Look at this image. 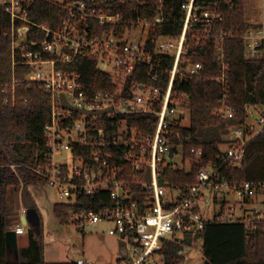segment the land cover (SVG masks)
Masks as SVG:
<instances>
[{"label": "built area", "instance_id": "built-area-1", "mask_svg": "<svg viewBox=\"0 0 264 264\" xmlns=\"http://www.w3.org/2000/svg\"><path fill=\"white\" fill-rule=\"evenodd\" d=\"M36 1L0 0V6L11 19L13 66L27 67L25 82L40 83L52 96L51 119L45 126L50 152L47 185L57 188L63 200L59 203L74 204L80 195H95L101 190L110 192L116 201L99 212L72 211L70 224L84 229L86 224L112 223L114 227L108 233L120 239L122 259L127 260L130 252L133 255L126 264H158L154 256L158 255L166 240H176L184 245L179 254L184 257L182 264H189L192 258L203 260V253L200 247L186 245L185 235L198 234L209 222H245L249 225L254 216L257 220H264V182L242 181L232 187L229 181L219 178L218 170L211 165L201 168L197 183L186 193L159 182L163 163L181 168L187 163L191 168L192 163H200L204 156L202 149L192 147L193 159L185 162L183 146L171 142L172 136L179 142L183 140L179 128L175 127L185 126L183 119L189 115L188 106L181 104L174 93V83L179 74L199 76L203 70V64L199 62L182 68L188 52V32L197 22L202 25L198 45L202 46L206 40H216V53L223 60V42L227 33L214 31L222 19L216 9L197 6L196 0L184 1L182 33L171 37L152 36V27L164 20L160 5L166 0H158L153 20H143L140 16L146 0H54L67 12L56 29L31 20L30 8ZM114 3H135L131 12L138 14L136 21L129 25L121 11L113 10ZM124 24L127 25L121 32L120 27ZM139 27L141 31L137 38H132V33ZM33 29L43 31L44 38H30ZM246 41L247 56L257 58L260 52H264V26L252 29L246 35ZM87 55L97 60L98 69L112 76V82L118 84L116 89H99L90 94L80 74L64 69L80 56ZM159 55L174 57L168 87L137 85L132 89V97L126 96V79L138 65H148L147 73L152 80L161 78L160 68L153 63ZM102 65L108 70L102 69ZM224 75L219 82H224ZM19 84L20 81L14 79L12 85L6 87L5 93L9 96L5 104L15 102ZM62 95L69 107L63 105ZM157 102L161 106L158 110ZM254 108L258 111L257 125L247 121L245 128L230 129L226 136L228 143L223 146L221 154L224 162L240 165L248 141L264 130V106L248 107V118ZM136 112L158 116L153 135H140L130 127L124 116ZM217 114L226 119L234 118V111L225 103L217 109ZM115 124L116 131L113 129ZM67 153L73 159L70 163H54L53 157ZM177 155H181V166L173 160ZM117 156L131 164L133 169L148 173L149 180H142L139 175L134 182L144 191L132 192L133 183L120 178L119 169L124 168L118 163ZM231 194L236 195L237 201L227 199ZM210 199L215 209L216 206L220 209L218 212L214 209L212 216H205L202 202ZM255 204L259 206L254 207ZM14 229L18 235L26 232L23 223ZM76 262L92 264L84 259Z\"/></svg>", "mask_w": 264, "mask_h": 264}, {"label": "trees", "instance_id": "trees-1", "mask_svg": "<svg viewBox=\"0 0 264 264\" xmlns=\"http://www.w3.org/2000/svg\"><path fill=\"white\" fill-rule=\"evenodd\" d=\"M184 1L166 0L160 5L165 17L161 23L156 22L152 27V36L181 35L185 18L182 10ZM196 5L216 9L222 16L214 31L227 33L223 42L224 58L221 60L216 53V40H206L202 46L198 45L197 37L202 25L198 22L194 24L188 32V52L182 68L184 70L188 64L199 62L203 64V70L199 76L179 74L175 80L174 93L178 95L181 104L188 106L190 125L175 127L179 128L183 140L179 142L172 136L171 142L183 146L185 162L193 159L192 147L202 149L204 156L200 163H192L190 170L163 163L159 182L186 193L197 183L201 168L208 165L217 169L219 178L229 181L232 187L242 181L264 182V130L248 141L245 158L240 165L224 162L221 156L223 146L228 143L226 136L230 129L246 127L247 108L264 106V56L249 58L246 41V35L252 29L262 26L254 25L246 19V0H196ZM134 6L135 3L112 4L114 11L124 14L129 25L138 17L135 11L131 12ZM157 7L158 0H146L145 7L140 11L141 18L153 20ZM66 16L64 6L54 0H37L30 8L31 20L55 29ZM126 25L120 27L121 32ZM44 36V32H37V29L30 33L32 39H43ZM150 46L153 50L152 43ZM153 63L160 68L161 78L158 81L152 80L147 73L148 65H138L126 79V96L132 97V89L137 85L161 89L168 87L174 57L159 55ZM64 69L80 74L90 94L99 89L114 90L118 86L112 82L110 74L98 69L97 60L88 55L80 56L74 63L64 66ZM27 72L25 66H13L11 19L0 6V264H78L76 261L47 262L42 242L43 230L40 237L30 230L29 246L19 251V257L13 255L7 247L6 234L13 223L9 205L10 189L47 185L46 171L50 166L45 126L51 119L52 96L40 83L25 82ZM223 74L225 80L221 83L219 79ZM14 79L20 81L16 100L5 104L9 96L5 89L12 85ZM224 103L232 108L234 118L226 119L217 114V109ZM160 108L157 102L156 109ZM124 118L131 128L144 136L155 133L159 120L155 113L140 112ZM178 121L181 123V120ZM116 127L115 124V131ZM117 157L118 163L124 168L119 169L120 178L133 183L132 192L144 191L141 185L134 182L139 175L144 180L148 173L133 169L122 157ZM115 203L110 192L101 190L95 195H80L74 204L58 202L54 205V213L61 225H68L72 211L99 212ZM185 244L201 248L203 264H264V220H257L254 216L249 225L245 222H209L198 234L185 235ZM183 247L179 241L166 240L158 252L162 264H182L184 257L179 251Z\"/></svg>", "mask_w": 264, "mask_h": 264}, {"label": "rangeland", "instance_id": "rangeland-1", "mask_svg": "<svg viewBox=\"0 0 264 264\" xmlns=\"http://www.w3.org/2000/svg\"><path fill=\"white\" fill-rule=\"evenodd\" d=\"M246 19L254 25L264 26V0H246ZM140 31L141 27L137 28L135 33H132V38H137ZM167 53L173 54L174 52L167 51ZM262 56H264V52H260L258 55V57ZM101 68L108 70V67L104 65H102ZM251 111L252 114L247 121L249 124L257 125L256 119L258 111H256L255 108ZM183 124L185 126L190 125L189 115L183 119ZM72 160L70 153L53 157V161L56 164L70 163ZM173 160L181 166V155H177ZM184 167L186 170L191 169L190 165L187 163ZM145 179L149 180V175ZM15 197V199L18 198V193L15 194ZM20 199L22 205H24L25 208L27 207L30 211L28 215L30 221L27 225H24L26 232L18 236L19 242L21 244L22 241L30 238V225L38 218L39 224L33 227V233L40 237L43 230L42 242L45 248L46 261L69 262L84 259L88 260V262H92V264H126V261L133 257L130 252L127 260L122 259L120 239L108 233V231L114 227L110 222L103 221L94 225L86 224L84 229L74 224L61 225L54 213V205L63 201L59 196L57 188L48 185L29 187V189L23 188ZM227 199L230 200V202L237 201V197L234 194L227 196ZM258 206L259 204L254 205L256 208ZM202 207L205 216H212L214 214L215 204L211 199L207 202H202ZM18 208V204H15V207L11 208L14 209V211L12 210V215L13 212L16 213ZM219 209L220 207L216 206L215 210L217 212ZM154 258L156 263H163L159 255L154 256ZM203 263L201 258H192L189 262V264Z\"/></svg>", "mask_w": 264, "mask_h": 264}, {"label": "crops", "instance_id": "crops-1", "mask_svg": "<svg viewBox=\"0 0 264 264\" xmlns=\"http://www.w3.org/2000/svg\"><path fill=\"white\" fill-rule=\"evenodd\" d=\"M30 187H35V186H30ZM22 191H23V187H19V188H11L10 189V192H9L10 208L15 207V204H18V206H19V208H18L19 211L17 210L16 213L13 212V215L11 216L12 219H13V223H12L10 229H14L19 223H23L22 222V217L24 216L23 213H24V211H27L28 210L27 207L25 208V206L22 205V202H20V200H21L20 197L22 195ZM17 193H18V198L15 199L16 198L15 197V194H17ZM11 210L14 211V209H11ZM18 236H20V235H18ZM29 239L22 241V243L20 244L19 237H18V247H19V251H21L22 249H25V248H27L29 246V243H30V240ZM11 253L13 255H15V253L13 251H11Z\"/></svg>", "mask_w": 264, "mask_h": 264}, {"label": "water", "instance_id": "water-1", "mask_svg": "<svg viewBox=\"0 0 264 264\" xmlns=\"http://www.w3.org/2000/svg\"><path fill=\"white\" fill-rule=\"evenodd\" d=\"M62 103L64 106L69 107V104L67 103L65 96L62 95L61 97ZM104 112V111H103ZM173 155V149L171 150V156ZM30 214L29 209L26 211V215H24L22 217V222L24 225H27L29 223V218L28 215ZM38 218L36 219V221H34L32 223V225H30L31 230H33L34 226H37L38 223ZM37 236V235H36ZM38 237V236H37ZM6 241H7V247L8 249L11 251H13L16 255V257H19V247H18V234L16 232L15 229H10L7 234H6Z\"/></svg>", "mask_w": 264, "mask_h": 264}]
</instances>
